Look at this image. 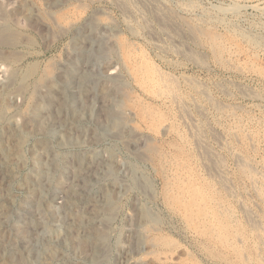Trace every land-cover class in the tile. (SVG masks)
Here are the masks:
<instances>
[{
    "label": "rangeland",
    "instance_id": "1",
    "mask_svg": "<svg viewBox=\"0 0 264 264\" xmlns=\"http://www.w3.org/2000/svg\"><path fill=\"white\" fill-rule=\"evenodd\" d=\"M166 1L169 14L175 15V17L179 14L183 17V20L180 18L177 20L182 24L177 32H174L171 28L168 29L170 34L166 30L163 31L159 23L154 20L151 23H145L144 20L138 18V22L133 20L129 26L117 9L104 1L67 0L58 6L51 7L50 12L53 11L58 18H62L64 13L63 16L78 15V10L85 11L84 13L88 15L97 8L102 10V13L107 9L105 17L109 13L108 16L115 21L118 29L121 30V35L118 33L117 37L121 43H119L120 48L118 47V51L115 50L116 53L112 52L108 61L115 62L117 72L122 75L127 84V91L125 90V92L129 94V99L126 96V102L125 100L120 102V93H115L114 89L110 88V84H107L110 93L105 96L99 89L103 82H100L99 87L96 88L94 78L85 80L82 83L83 88L74 86V92L70 93L69 99L74 103L76 102L75 104H79L82 100V103H90L91 97H95L93 100L95 99L94 104L97 106L96 111L99 104L110 100L114 101L116 108L121 109L123 112L125 122L135 126L136 133L153 138L151 140L152 152L150 151L148 154L146 145L143 144L142 147V143H137L134 138L122 139L110 135L117 128L106 131L97 119H90V115H87L89 112H86L82 121L71 122V125H68L70 126V129L68 128L69 132L64 133L62 137H58L55 142H49L47 145L50 147L45 151L35 142H27L24 146L25 152H23L24 160H26L24 167L17 170V176L14 180L11 179L9 192L7 187L0 189V197L5 193L9 194L3 201V203L5 202L3 204L4 210H2V204L0 203L1 212L7 210L6 214L8 213L7 219H4L0 225V236H6L5 242L0 245V264H95L96 260L86 250L75 248L69 245L66 239L60 240L58 238V235L71 230L69 227L72 220L71 214L66 213L64 206L61 205V197L68 186L77 191V198L81 200L80 207L88 211L95 199L102 198L104 191L114 193L115 202L117 201L115 203L116 211L109 223L110 257L96 264H264V0ZM34 3L41 9L43 8L42 11L46 8L44 0H34ZM80 6L85 8H80ZM183 7L186 9H183ZM3 13L4 11L0 9V16H3ZM239 14L242 16L240 17ZM167 21L171 22L170 20ZM171 23L169 25L175 26ZM131 26L133 27L131 28ZM193 26H198L200 32L192 29ZM24 31L29 35L27 37H31L30 42L32 40L34 43L26 44L21 49H24L25 52H31L27 61H36V64L39 63L38 67L40 68L45 63L58 59L57 57L62 54L69 37L66 34L62 35L63 30L56 27L54 29L56 36L52 33V37L45 41L33 30L25 29ZM134 43L138 45L136 46ZM174 44L182 45V48H185L184 51L179 50ZM125 49L126 52L132 53L133 58L130 61L132 60L134 65L141 66L144 74L137 75V77L133 76L135 78L130 77L123 62ZM143 52L145 53L143 54ZM91 53L93 51L90 52L87 63L81 65L82 69H99L106 65V62L99 61L94 53ZM120 56L121 58H119ZM157 77L158 79H156ZM156 80H160L161 83ZM168 80L171 84H169L170 87L176 85L174 88H177L181 95H184H182L183 98L185 97L189 101L191 99L187 114L198 123L199 127L195 132L181 123L179 117L177 121L174 116L172 118L173 113L171 110H175L174 106L168 105L162 97L153 94L155 87L169 86L166 85ZM132 84L134 87H132ZM194 85L198 88H193ZM198 89L203 91L202 97L199 98ZM192 92L194 93L192 94ZM195 96L196 98H194ZM193 98L196 101L193 102ZM133 101H145L146 108L153 106L154 108L152 107L153 109L150 111L152 117L158 114L166 116L160 122H155L152 117L145 121L139 117L131 116L129 111L133 107L131 106ZM196 102H200V111L201 107L205 111H201V113L196 108ZM210 110L211 113H209ZM136 122L138 123L136 124ZM165 125L168 127H165ZM239 127H242V129ZM156 128H158L157 132ZM199 128H201V134L205 138L203 142L206 144L204 145L205 149L201 148L202 150L197 149L196 146ZM63 132L65 131L61 129L59 134ZM4 147L5 155H7L13 151L14 142H7V144L4 142ZM206 148L209 149L207 150L209 152L208 157L204 154ZM34 153H40L41 159L42 157L49 159L47 169L50 170V174L48 177L37 176L42 166L39 165L40 160L36 159L34 162ZM238 155H241V160L247 164H245L247 172L240 167L237 161L240 158ZM210 156L218 164L221 162L219 165L223 170L224 180L227 182L228 187L218 183V180L215 179V176L217 177L215 171H212L213 174L208 173L210 166L213 165ZM204 157L209 158L211 163L207 164ZM80 158L84 160L81 166L77 162ZM151 159L155 161L153 162ZM108 164L114 166L113 170L107 169ZM237 164L240 168H237ZM92 165L94 167L97 165L98 168L94 173ZM132 168L139 171L138 173L143 177L145 176L151 183L150 192H144L140 187L134 185L133 178H131ZM76 171L80 173H76ZM108 171H111V173H108ZM27 177L31 178L32 184L36 188L35 193L32 195H28L26 186L21 184L22 178ZM0 182H2V186L7 183L5 179H2V176H0ZM211 196L212 198H210ZM7 198L12 201L8 203L9 199ZM40 198L41 205H39ZM140 206L149 208L157 216L158 221L156 223L152 222V224L136 221L135 217ZM54 208L57 211V220L52 217L50 211ZM86 215L88 220L92 219L94 221V225H100L99 213L96 210L93 214L86 213ZM249 215H252L253 222L257 226L249 221V218H247ZM89 216H92V218ZM43 225H47L48 228L56 226L58 230L60 229L57 231L58 235L51 238L52 240L44 237ZM20 226H27L28 235H21L20 231L17 234ZM85 232L84 228L79 229L81 236ZM260 233L262 234L260 235ZM138 235L143 238L140 242L136 241ZM149 235L152 237L151 239ZM158 246L159 248H157ZM164 246L165 248H163ZM45 251H51L52 253L45 255ZM40 254L41 256H39Z\"/></svg>",
    "mask_w": 264,
    "mask_h": 264
},
{
    "label": "bare ground",
    "instance_id": "2",
    "mask_svg": "<svg viewBox=\"0 0 264 264\" xmlns=\"http://www.w3.org/2000/svg\"><path fill=\"white\" fill-rule=\"evenodd\" d=\"M34 0H0V9L4 11L3 16H0V176L2 179H5L7 183L5 186H2V182L0 185V189L2 190L4 187H7V191L9 192V185L11 184V179L14 180L16 178L20 168L24 167L26 160L23 157L24 146L27 142H35L43 151L47 150L49 142H55L58 137L64 136V133H68L70 126H68L71 122L82 121L86 115V112H89L90 119H97L101 125L106 129V131H110L111 128H117L115 132L112 134L117 138L122 139H135L137 143H142L146 145L147 152H152L151 140L153 138L146 137L145 135L136 133V128L134 125L130 123H126L124 119L123 112L121 109L116 108V104L114 101L104 102L98 105V110L96 111V107L94 104L93 98L91 97V102L86 103L82 101L79 104H75L74 101L69 99L70 93H73L74 86L83 88V82L85 80H91L92 78L96 81V88L99 87V83L103 82V85L99 88L103 94L109 95L108 93V85L113 88L115 93H120V102L125 100V97L129 99V94L125 92L127 89V84L122 78V75L117 72V67L115 66V62H109L108 58L112 55V52L118 49L120 40L117 39L118 33L121 30L118 29V25L115 23L113 19L108 16L105 17L106 10L102 13V10L96 9L91 14H85V11H79L78 15H62V18L56 17L55 13L51 11V7L58 6L62 2L64 3L67 0H44L46 8L42 11L41 7L33 4ZM81 1V0H80ZM84 1V0H83ZM92 1H104L107 4H111L115 9H117L122 16L124 17L127 24L130 26L133 20L141 18L145 21V23H151L153 20L159 23V26L162 30L169 31L168 29H173L174 32H177V29L182 25L181 22L177 21L179 18L183 20V17L179 14L172 15L169 14V9L166 4V0H92ZM178 1V0H176ZM175 1V2H176ZM39 2V1H38ZM43 2V1H40ZM72 2V1H71ZM70 2V3H71ZM87 2V1H86ZM244 2V1H243ZM247 2V1H246ZM69 3V2H67ZM94 3V2H93ZM101 3V2H100ZM169 3V2H168ZM38 4V3H37ZM42 4V3H41ZM241 4V2H240ZM250 4V3H249ZM70 5V4H69ZM76 5V4H75ZM79 5V4H78ZM85 5V4H84ZM87 5V4H86ZM171 5V4H170ZM181 5V4H180ZM187 5V4H186ZM185 5V6H186ZM92 6V5H91ZM100 6V5H99ZM102 6V5H101ZM104 6V5H103ZM67 7V6H66ZM84 7V6H82ZM80 6V8H82ZM60 8V7H59ZM85 8V7H84ZM87 8V7H86ZM106 8V7H104ZM185 7H183L184 9ZM65 9V8H64ZM70 9V8H69ZM74 9V6H73ZM93 9V8H92ZM186 9V8H185ZM68 10V9H67ZM84 10V9H83ZM110 10V8H109ZM233 10V9H232ZM238 10V8H237ZM240 10V9H239ZM60 11V10H59ZM75 11V10H74ZM90 11V10H89ZM177 11V10H176ZM185 11V10H183ZM188 11V10H187ZM65 12V11H64ZM115 12V11H114ZM180 12V11H179ZM233 12V11H232ZM63 13V12H62ZM113 13V12H112ZM171 13V12H170ZM174 13V12H173ZM182 13V12H181ZM104 14V15H103ZM111 15V14H110ZM104 16V17H103ZM185 16V15H184ZM198 16V15H197ZM240 16V14H239ZM242 16V15H241ZM240 16V17H241ZM112 17V16H111ZM114 17V16H113ZM120 17V16H118ZM192 17V16H191ZM190 17V18H191ZM189 18V19H190ZM199 18V17H198ZM197 18V20H198ZM219 18V17H218ZM122 19V18H120ZM149 19V21H147ZM175 19V20H173ZM243 19V18H242ZM170 20L175 26L169 25ZM193 20V19H192ZM139 21V20H138ZM137 21V22H138ZM187 21V20H186ZM189 21V20H188ZM201 21V20H200ZM169 22V23H168ZM194 22V21H193ZM157 23V24H158ZM171 23V24H172ZM189 23V22H188ZM192 23V22H190ZM197 24V23H196ZM202 24V23H201ZM122 25V24H121ZM155 25V24H154ZM195 25V24H194ZM145 26V25H144ZM143 26V27H144ZM150 26V25H149ZM203 26V25H202ZM201 26V27H202ZM217 26V25H216ZM61 28L63 30L62 35H69L67 38L66 46L64 47L62 54L57 57V60H51L47 64L41 68L38 67L36 61H27V58L30 56L31 52H25L24 49H21L26 44L29 45L30 38L24 30L29 29L37 32L41 38L45 41L48 38L50 39L51 34L54 33V29ZM126 27V26H125ZM133 26H131L132 28ZM155 27V26H153ZM152 27V28H153ZM184 27V25H183ZM233 27V26H232ZM122 28V27H121ZM123 29V28H122ZM126 29V28H125ZM129 29V28H128ZM143 29V28H142ZM151 29V28H150ZM182 29V28H180ZM194 30L199 31L198 26H193ZM132 30V29H131ZM135 30V29H134ZM185 30V29H184ZM231 30V29H230ZM238 30V29H236ZM235 30V31H236ZM28 31V30H27ZM61 31V30H60ZM181 31V30H180ZM57 32V31H56ZM59 32V31H58ZM123 32V31H122ZM133 32V31H132ZM155 32V31H154ZM166 32V33H167ZM200 32V31H199ZM204 32V31H203ZM212 32V31H211ZM158 33V32H157ZM165 33V34H166ZM184 33V32H183ZM202 33V32H201ZM232 33V31H231ZM36 34V33H35ZM55 34V33H54ZM129 34V33H128ZM140 34V33H139ZM161 34V33H160ZM170 34V32H168ZM174 34V33H173ZM178 34V33H177ZM182 34V33H181ZM206 34V33H205ZM34 35V34H33ZM53 35V34H52ZM121 35V33H120ZM159 35V34H158ZM164 35V34H163ZM215 35V34H214ZM244 35V34H243ZM56 36V34H55ZM54 36V37H55ZM157 36V35H156ZM176 36V35H175ZM181 36V35H180ZM239 36V35H238ZM143 37V36H142ZM148 37V36H147ZM168 37V36H167ZM172 37V36H171ZM174 37V36H173ZM178 37V36H177ZM199 37V36H198ZM121 38V37H120ZM125 38V37H124ZM161 38V37H160ZM163 38V37H162ZM169 38V37H168ZM183 38V37H182ZM188 38V37H187ZM196 38V37H195ZM204 38V37H202ZM207 38V37H206ZM211 38V37H210ZM226 38V37H225ZM33 39V38H32ZM65 39V38H64ZM127 39V38H126ZM133 39V38H132ZM175 39V38H173ZM197 39V38H196ZM247 39V38H246ZM55 40V39H54ZM128 40V39H127ZM136 40V39H135ZM158 40V39H157ZM162 40V39H160ZM177 40V39H176ZM187 40V39H186ZM193 40V39H192ZM201 40V39H200ZM124 41V40H123ZM139 41V38H138ZM144 41V40H143ZM142 41V42H143ZM159 41V40H158ZM168 42V40H166ZM181 41V39H180ZM184 41V40H183ZM189 41V40H188ZM47 42V41H46ZM131 42V41H130ZM153 42V41H152ZM173 42V40H172ZM171 42V43H172ZM198 42V41H197ZM207 42V41H206ZM222 42V41H221ZM34 43V41L32 42ZM49 43V42H48ZM58 43V42H57ZM145 43V42H144ZM159 43V42H158ZM166 43V42H165ZM177 43V42H176ZM202 43V42H201ZM204 43V42H203ZM211 43V42H210ZM208 43V44H210ZM218 43V42H217ZM121 44V43H120ZM128 44V42H127ZM133 44V43H132ZM135 44V43H134ZM140 44V43H139ZM152 44V43H151ZM169 45V43H167ZM198 44V43H197ZM207 44V45H208ZM251 44V43H250ZM57 45V44H56ZM136 45V44H135ZM138 45V44H137ZM136 45V46H137ZM179 50H183L182 45H176ZM254 45V44H253ZM261 45V44H260ZM162 46V45H161ZM174 46V47H175ZM204 46V45H203ZM46 47V46H45ZM48 47V45H47ZM46 47V48H47ZM135 47V46H134ZM168 47V46H167ZM238 47V46H237ZM259 47V46H258ZM125 48V47H124ZM26 49V48H25ZM29 49V48H28ZM139 49V48H138ZM142 50L144 48H141ZM153 49V47H152ZM173 49V48H172ZM216 49V48H215ZM257 49V48H256ZM158 50V49H157ZM188 50V49H187ZM238 50V49H237ZM93 51L96 58L101 62H106V65L99 69H82V64L87 63L90 52ZM118 51V50H117ZM167 51V50H166ZM221 51V49H220ZM228 51V50H227ZM120 52V51H119ZM126 52V49H125ZM91 53V54H93ZM116 53V52H115ZM145 52H143L144 54ZM163 53V52H162ZM184 53V52H183ZM187 53V52H186ZM117 54H119L117 52ZM124 54V66L126 71L132 76H136L144 74L142 72V67L138 65H134L133 61L130 59L132 57V53L126 52ZM156 54V53H155ZM161 54V53H160ZM194 54V53H193ZM120 55V54H119ZM195 55V54H194ZM122 56V55H121ZM121 56L119 58H121ZM164 56V55H163ZM56 57V56H55ZM92 57V56H91ZM117 57V56H116ZM202 58V57H201ZM37 59V58H36ZM52 59V57H51ZM117 59V58H116ZM136 59V58H135ZM39 60V59H38ZM110 60V59H109ZM81 61V62H78ZM114 61V60H112ZM120 61V59H119ZM136 61V60H135ZM140 61V60H139ZM154 61V60H152ZM45 62V61H44ZM130 62V63H129ZM165 62V61H164ZM24 63H27L26 65ZM97 63V62H96ZM120 63V62H119ZM154 64V63H153ZM157 64V63H155ZM159 64V63H158ZM23 65H25L23 67ZM101 65V64H100ZM160 65V64H159ZM158 66V65H156ZM167 66V65H166ZM155 67V66H154ZM122 69V68H121ZM156 69V68H155ZM154 70V69H153ZM159 70V69H158ZM145 71V70H144ZM163 72V71H162ZM155 73V72H154ZM159 74V73H158ZM162 74V73H161ZM127 75V74H126ZM157 75V73H156ZM167 75V73H166ZM160 76V75H159ZM143 77V76H142ZM155 77V75H154ZM135 78V77H133ZM171 78V77H170ZM158 79V77L156 78ZM161 79V78H160ZM165 79V78H164ZM163 79V81H164ZM155 80V79H152ZM175 80V79H174ZM158 83L160 80H156ZM177 81V80H176ZM186 81V80H185ZM132 82V81H131ZM155 82V81H154ZM174 82V81H173ZM128 83V81H127ZM130 83V82H129ZM161 83V82H160ZM172 83V82H171ZM191 83V82H190ZM131 84V83H130ZM170 81L168 80L166 85H169ZM183 84V83H182ZM157 85V83H156ZM161 85V84H160ZM171 85V84H170ZM166 86L162 88H157L154 90V95L157 97H162L168 105L174 106L175 110L172 111V118L177 121L181 120V123L188 126L194 132L198 129V123H196L192 117L187 114V110L191 103L185 97L181 95L180 91L175 89L174 86ZM190 85V84H189ZM158 86V85H157ZM186 86V85H184ZM202 86V85H201ZM132 87L133 84H132ZM170 87V88H169ZM141 88V87H140ZM179 88V87H178ZM189 88V87H187ZM186 88V89H187ZM191 88V87H190ZM193 88L197 89L195 85ZM134 89V88H133ZM142 90V89H141ZM140 90V91H141ZM113 91V90H112ZM127 91V90H126ZM134 91V90H133ZM185 91V90H184ZM149 92V91H148ZM188 92V91H187ZM191 92V91H190ZM190 92L188 93L190 95ZM81 93V92H80ZM130 93V92H128ZM132 93V92H131ZM143 93V92H142ZM194 92H192L193 94ZM203 91L200 89L197 90L198 98L202 97ZM259 93V92H258ZM113 94V93H112ZM135 94V93H134ZM146 94V93H145ZM136 95V94H135ZM134 95V96H135ZM93 96V94H92ZM205 96V95H204ZM192 97V95H191ZM190 97V98H191ZM107 98V97H106ZM118 98V99H119ZM196 98V96L194 97ZM193 98L196 101V99ZM87 99V98H86ZM116 99V98H115ZM114 99V100H115ZM155 99V98H154ZM189 99V97H188ZM104 100V99H103ZM152 100V99H151ZM80 101V100H79ZM130 101V100H129ZM142 101V100H141ZM156 101V100H155ZM160 101V100H159ZM207 101V99H206ZM73 102V103H72ZM119 102V104H120ZM126 102V100H125ZM124 102V103H125ZM145 102V101H144ZM136 101L131 103L132 109L129 111L131 116L139 117L142 120L148 121L149 118L152 117L150 111L154 108L152 105L151 108H146L145 103ZM210 102V101H209ZM97 103V102H96ZM117 103V101H116ZM205 103V102H204ZM207 103V102H206ZM211 103V102H210ZM148 104V103H147ZM165 104V103H164ZM162 105V104H161ZM167 105V106H168ZM206 105V104H205ZM78 106V107H77ZM130 106V107H131ZM195 106V105H194ZM193 106V107H194ZM215 106V105H214ZM163 107V106H162ZM169 107V106H168ZM208 107V106H207ZM196 108L200 111V102H196ZM212 108V107H211ZM221 108V107H220ZM223 108V107H222ZM125 109V108H124ZM229 109V108H228ZM127 110V109H126ZM196 110V109H195ZM194 110V111H195ZM207 110V109H206ZM209 110V109H208ZM212 110V109H211ZM211 110L209 113H211ZM226 110V109H225ZM201 111H205L204 108L201 107ZM200 111V112H201ZM232 111V110H231ZM128 112V111H127ZM157 112V111H156ZM193 112V111H192ZM217 112V111H216ZM223 112V111H222ZM229 112V111H228ZM234 112V111H232ZM195 113V112H194ZM202 113V112H201ZM207 113V111H206ZM218 113V112H217ZM220 113V112H219ZM163 114V113H162ZM192 114V113H191ZM236 114V113H235ZM154 115V114H153ZM168 115V113H167ZM208 115V114H207ZM206 115V116H207ZM223 115V114H222ZM221 115V116H222ZM249 115V114H248ZM166 116V115H165ZM164 115L158 114L152 117L153 120L161 121L165 117ZM169 116V115H168ZM167 116V117H168ZM200 116V115H199ZM227 116V115H226ZM166 117V118H167ZM171 117V116H170ZM197 117V116H196ZM238 117V116H237ZM132 118V117H131ZM181 118V119H180ZM199 118V117H198ZM206 118V117H205ZM204 118V119H205ZM236 118V117H235ZM196 119V118H195ZM136 120V119H135ZM172 120V119H171ZM131 121V120H130ZM152 121V120H151ZM170 121V120H169ZM242 121V120H241ZM157 122V123H159ZM205 122V121H204ZM229 122V121H228ZM138 122H136L137 124ZM168 123V122H167ZM171 123V122H169ZM178 123V122H177ZM202 123V122H201ZM180 124V122H179ZM71 125V124H70ZM142 125V124H140ZM149 125H151L149 123ZM154 125V124H153ZM160 125V124H159ZM225 125V124H224ZM242 125V124H241ZM155 126V125H154ZM153 126V127H154ZM163 126V125H162ZM174 126V125H172ZM180 126V125H179ZM182 126V125H181ZM145 127V126H144ZM159 127V126H158ZM164 127V126H163ZM165 127H168L165 125ZM201 127V126H200ZM243 127V126H242ZM242 127L240 129H242ZM143 128V127H142ZM184 128V127H183ZM246 128V127H245ZM249 128V127H248ZM59 129L65 132L59 134ZM150 129V126H149ZM155 129V127H154ZM156 128V132H157ZM165 129V128H164ZM201 128H199V136L196 140L197 149L202 150L204 148L205 138L201 134ZM141 130V129H139ZM147 130V128H146ZM167 130V128H166ZM181 130V129H180ZM187 130V129H186ZM142 131V130H141ZM144 131V130H143ZM183 131V130H182ZM190 131V130H189ZM192 131V133H193ZM250 131V130H249ZM138 132V131H137ZM163 132V131H162ZM172 132V130H171ZM198 132V131H197ZM203 132V131H202ZM247 132V130H246ZM142 133V132H141ZM144 133V132H143ZM165 133V132H164ZM179 133V132H178ZM183 133V132H182ZM243 133V132H242ZM255 133V132H254ZM163 134V133H162ZM170 134V133H169ZM180 134V133H179ZM178 134V135H179ZM187 134V133H186ZM185 134V135H186ZM239 134V133H238ZM256 134V133H255ZM151 135V134H150ZM166 135V134H165ZM190 135V134H189ZM213 135V134H212ZM183 136V135H182ZM187 136V135H186ZM255 136V135H254ZM181 137V136H180ZM253 137V135H252ZM183 138H185L183 136ZM243 138V137H242ZM255 138V137H254ZM189 139V138H188ZM191 139V138H190ZM193 139V140H194ZM248 139V138H247ZM253 139V138H252ZM258 139V138H257ZM256 139V140H257ZM121 141V139H119ZM251 140V139H250ZM263 141V140H262ZM4 142H14L13 151L7 155H5V147ZM135 142V143H136ZM252 142V141H250ZM194 143V142H193ZM222 143V142H221ZM224 143V142H223ZM246 143V142H244ZM126 144V143H125ZM157 144V142H156ZM155 144V145H156ZM192 144V143H191ZM218 144V143H217ZM133 145V144H131ZM130 145V147H131ZM159 145V144H158ZM187 145V144H186ZM8 146V145H7ZM149 146V147H148ZM133 147V146H132ZM141 147V146H140ZM145 147V146H144ZM192 147V146H191ZM135 148V147H134ZM261 148V147H260ZM155 149V148H154ZM153 149V150H154ZM159 149V148H158ZM8 150V149H7ZM182 150V149H181ZM209 149L206 148L204 154L208 157ZM139 151V150H138ZM164 151V149H163ZM177 151V150H176ZM198 151V150H197ZM250 151V150H249ZM142 152V150H141ZM145 152V151H144ZM159 152V151H158ZM162 152V151H161ZM160 152V153H161ZM172 152V151H171ZM200 152V151H199ZM198 152V153H199ZM7 153V152H6ZM135 153V152H134ZM139 153V152H137ZM165 153V152H164ZM197 153V152H195ZM153 154V153H152ZM151 154V155H152ZM170 154V153H169ZM240 154V153H239ZM34 162L36 159L40 160L39 165L41 164L42 169H40L37 176H45L48 177L50 174V170L47 169L49 159H45L39 154L34 153ZM137 155V154H136ZM139 155V154H138ZM143 155V154H140ZM155 155V154H154ZM153 155V156H154ZM163 155V153H162ZM167 155V154H166ZM177 155V154H176ZM196 155V154H195ZM211 155V153H210ZM215 155V154H214ZM248 155V154H247ZM171 156V155H170ZM239 157L241 155H238ZM250 156V155H249ZM180 157V156H179ZM193 157V156H192ZM202 157V156H200ZM235 157V156H234ZM144 158V157H143ZM148 158V157H147ZM150 158V157H149ZM154 158V157H153ZM160 158V157H159ZM171 158V157H170ZM185 158V157H183ZM205 158V159H204ZM203 159L207 164H210L211 161L209 158L204 157ZM213 165L210 166L208 173L213 174L212 171L217 173V177L215 179L218 180V183L222 184L224 187L227 186V182L224 180V174L221 166L210 156ZM219 158V157H218ZM238 158V157H237ZM252 158V157H251ZM250 158V159H251ZM247 159V158H246ZM44 160V162H43ZM103 160V159H102ZM106 160V159H105ZM148 160V159H146ZM153 161V159H151ZM172 160V159H171ZM200 160V159H199ZM249 160V159H248ZM83 158L78 159V164L81 166L83 163ZM89 161V160H87ZM92 161V160H91ZM155 161V160H154ZM153 161V162H154ZM178 161V160H177ZM201 161V160H200ZM241 168L245 171V166L247 165L245 162L241 160V157L237 159ZM38 162V161H37ZM93 162V161H92ZM108 162V161H107ZM164 162V160H163ZM166 162V161H165ZM219 162V161H218ZM253 162V161H251ZM91 163V162H90ZM159 163V162H158ZM170 163V162H169ZM223 163V162H222ZM235 163H237L235 161ZM103 164V163H102ZM131 164V163H130ZM152 164V163H151ZM167 164V163H166ZM204 164V163H203ZM246 164V165H245ZM113 165V163H112ZM111 164H108L107 169L113 170ZM162 165V164H161ZM165 165V163H164ZM164 165H162L164 167ZM181 165V164H180ZM195 165V164H194ZM236 165V164H235ZM238 165V164H237ZM237 166V168L239 167ZM250 165V164H249ZM248 165V166H249ZM263 165V164H262ZM66 166V165H65ZM91 166V165H90ZM94 167V165H92ZM166 166V165H165ZM261 166V164H260ZM117 167V166H116ZM132 167V166H131ZM239 167V168H240ZM252 167V166H251ZM118 168V167H117ZM116 168V170H117ZM129 168V167H128ZM170 168V167H169ZM194 168V167H193ZM97 165L93 168V173L97 171ZM105 169V168H104ZM138 169V168H137ZM206 169V168H205ZM89 170V169H88ZM131 170V169H129ZM162 170V169H160ZM195 170V169H194ZM207 170V169H206ZM163 171V170H162ZM180 171V170H178ZM177 171V172H178ZM79 171H76V173ZM106 172V171H105ZM114 172V171H113ZM135 168H132L131 175L133 178L134 185L140 187L144 192L149 191L151 188V183L145 178V176H141ZM172 172V171H171ZM247 172V171H246ZM264 172V171H263ZM80 173V172H79ZM111 173V171H108ZM142 174V173H141ZM163 174V172H162ZM167 174V173H166ZM174 174V173H173ZM177 174V173H176ZM181 174V173H180ZM194 174V173H193ZM260 174V173H259ZM263 174V173H262ZM183 175V172H182ZM257 175V174H256ZM114 176V175H113ZM167 176V175H166ZM201 176V175H200ZM198 177V176H197ZM196 177V178H197ZM207 177V176H206ZM262 177V176H260ZM181 178V177H180ZM201 178V177H200ZM199 178V180H200ZM212 178V177H211ZM47 179V178H46ZM163 179V178H162ZM165 179V177H164ZM261 179V178H260ZM12 180V181H13ZM207 180V179H206ZM211 180V179H210ZM170 181V180H169ZM194 181V179H193ZM172 182V181H171ZM259 182V181H258ZM117 183V182H116ZM132 183V182H131ZM167 183V182H166ZM169 183V182H168ZM252 183V182H251ZM250 183V184H251ZM21 184H24L26 187V192L28 195H32L35 193L36 188L32 184L31 178H22ZM118 184V183H117ZM153 184V183H152ZM211 184V183H210ZM123 185V184H122ZM164 185V184H163ZM201 185V184H200ZM236 185V184H235ZM256 185V184H255ZM258 185V184H257ZM256 185V186H257ZM174 186V185H173ZM210 186V185H209ZM213 186V185H212ZM168 187V186H167ZM255 187V186H254ZM260 187V185H259ZM24 188V189H25ZM116 188V187H115ZM212 188V187H211ZM223 188V187H222ZM215 189V188H214ZM221 189V188H220ZM224 189V188H223ZM77 190V189H76ZM106 190V188H105ZM113 190V189H112ZM119 190V189H118ZM140 190V189H139ZM165 190V189H164ZM172 190V189H171ZM174 190V189H173ZM213 190V189H212ZM218 190V189H217ZM111 191V190H110ZM152 191V190H151ZM222 191V190H221ZM2 192V191H1ZM77 191L74 188L66 187V192L63 194L61 205L64 206V210L66 213H70L72 220L69 223V230L67 233L58 235V228L51 227L48 228L47 225H43L45 230L44 237H48L49 239L58 235V238L61 240H65L69 243V245L75 248H82L91 254L92 258L97 262L106 260L110 257V244L109 243V223L114 216L116 211V202L114 193L104 191L102 198L99 200L95 199V202L91 204V209L88 211L86 209H82L80 207V198H77ZM120 192V191H119ZM150 192V191H149ZM163 192V191H162ZM211 192V191H210ZM223 192V191H222ZM121 193V192H120ZM207 193V192H206ZM209 193V192H208ZM215 193V192H214ZM153 194V192H152ZM9 195V194H8ZM6 193L1 195L0 203L2 204V210H4L3 201L8 196ZM120 195V194H119ZM148 195V194H147ZM150 195V194H149ZM165 195V194H164ZM169 195V194H168ZM216 195V194H215ZM224 195V194H223ZM204 196V195H203ZM214 196V194H213ZM208 197V196H207ZM13 198V197H12ZM212 198V196L210 197ZM218 199V197H216ZM9 199V198H7ZM14 199V198H13ZM174 199V198H173ZM222 199V198H220ZM219 199V200H220ZM165 200V199H164ZM209 200V199H208ZM216 200V199H214ZM217 200V201H219ZM12 201L8 200V203ZM174 201V200H171ZM207 201V200H206ZM14 202V201H13ZM93 202V201H92ZM214 202V201H213ZM39 205H41V198L39 201ZM43 203V202H42ZM210 203V202H209ZM219 204V203H218ZM217 204V205H218ZM166 205V204H165ZM168 205V203H167ZM11 206V205H10ZM38 206V205H37ZM89 206V205H88ZM146 206V205H145ZM140 206L137 210L136 221H140L141 223L152 222L156 223L158 221L157 216L147 207ZM172 206V205H171ZM210 206H212L210 204ZM223 206V205H222ZM170 207V206H168ZM175 207V206H174ZM218 207V206H217ZM216 207V208H217ZM41 208V207H39ZM38 208V209H39ZM215 208V207H214ZM225 208V207H224ZM6 209V208H5ZM9 209V208H8ZM11 209V208H10ZM50 209V208H49ZM88 209V208H87ZM218 209V208H217ZM99 213V223L100 225H94L92 219H87L86 213L89 215L93 214L94 211ZM174 210V209H173ZM7 211V210H6ZM6 211L1 212L0 209V225L7 219L8 213ZM52 213V217L57 220V211L56 209L50 210ZM135 211V210H134ZM182 211V210H181ZM225 211V210H224ZM69 214V215H70ZM224 214V213H223ZM235 214V213H234ZM249 214V213H248ZM12 215V214H11ZM230 215V214H228ZM98 216V215H97ZM219 216V215H217ZM225 216V215H224ZM92 218V216H89ZM160 217V216H159ZM221 217V216H220ZM98 218V217H97ZM181 218V217H180ZM207 218V217H206ZM214 218V217H213ZM217 218V217H216ZM225 219V217H223ZM249 221L253 222L252 215H249ZM246 218V219H247ZM39 219V218H38ZM37 219V220H38ZM220 219V218H219ZM54 220V221H55ZM133 220V218H132ZM160 220V219H159ZM229 220V219H228ZM130 221V220H129ZM227 221V220H226ZM185 222V221H184ZM10 223V221H9ZM49 223V222H48ZM194 223V222H193ZM218 223V222H217ZM98 224V223H97ZM248 224V223H247ZM51 225V224H50ZM128 225V224H127ZM131 225V224H129ZM133 225V223H132ZM146 225V224H144ZM149 225V224H148ZM147 225V226H148ZM156 225V224H155ZM253 225L257 226L254 222ZM3 226V225H2ZM1 226V227H2ZM42 226V225H41ZM220 226V225H219ZM157 227V226H156ZM190 227V226H189ZM18 228V227H17ZM84 228L85 233L83 236L79 234V229ZM125 229V228H124ZM123 229V230H124ZM239 229V228H238ZM253 229V228H252ZM13 230V229H12ZM43 230V229H42ZM153 230V229H152ZM192 230V229H191ZM209 230V229H208ZM21 232V235H28V228L20 226L17 230ZM151 231V230H150ZM154 231V230H153ZM194 231V230H193ZM228 231V230H227ZM37 232V231H36ZM128 232V230H127ZM144 232V231H143ZM209 232V231H208ZM149 233V231H148ZM151 233H153L151 231ZM155 233V232H154ZM195 233V232H194ZM138 234V233H137ZM262 233H260L261 235ZM2 235V234H1ZM20 235V233H19ZM43 235V234H42ZM231 235V234H229ZM41 236V234H40ZM39 236V237H40ZM124 236V235H123ZM143 236V235H142ZM150 236V235H149ZM233 236V235H232ZM258 236V235H257ZM64 237V238H63ZM66 237V238H65ZM83 237V239H82ZM132 237V236H131ZM136 237V236H135ZM163 237V236H162ZM238 237V236H237ZM259 237V236H258ZM42 238V237H41ZM40 238V239H41ZM68 238V239H67ZM130 238V237H129ZM152 237L150 236V239ZM8 239V238H7ZM43 239V238H42ZM45 239V238H44ZM143 238L138 235L137 240L140 242ZM235 239V238H234ZM6 240V236H0V245L4 243ZM46 240H48L46 238ZM52 240V239H51ZM122 240V239H121ZM134 240V239H133ZM209 240V239H208ZM40 241V240H39ZM126 241V240H125ZM232 241V240H231ZM230 241V242H231ZM235 241V240H234ZM263 241V240H262ZM48 242V241H47ZM54 242V241H53ZM60 242V241H59ZM119 242V241H118ZM131 242V241H130ZM264 242V241H263ZM38 244V243H37ZM41 244V243H39ZM55 244V243H54ZM153 244V243H152ZM155 244V243H154ZM119 245V243H118ZM139 245V244H138ZM159 245V243H158ZM42 246V245H41ZM47 246V245H46ZM149 246V245H148ZM56 247V246H55ZM112 247V246H111ZM126 247V246H125ZM135 247V246H133ZM218 247V246H217ZM54 248V245H53ZM159 248V246L157 247ZM165 248V246L163 247ZM169 248V247H168ZM234 248V247H233ZM43 249V248H41ZM133 249V248H132ZM151 249V248H150ZM167 249V248H166ZM54 250V249H53ZM121 250V249H120ZM161 250V249H160ZM159 250V251H160ZM170 250V249H169ZM151 251V250H150ZM155 251V250H152ZM158 251V252H159ZM207 251V250H206ZM235 251V250H234ZM40 252V251H39ZM57 252V251H56ZM148 252V251H146ZM259 252V251H258ZM42 254V252H40ZM46 253V254H45ZM45 255H49L52 253L51 251H45ZM224 253V252H223ZM236 253V252H235ZM39 254V253H38ZM41 254L39 256H41ZM58 254V253H57ZM89 254V255H90ZM149 254V253H147ZM242 254V253H241ZM169 255V254H168ZM90 256V257H91ZM148 256V255H147ZM4 257V256H3ZM53 257V256H52ZM56 257V256H55ZM54 257V258H55ZM89 257V258H90ZM143 257V256H142ZM161 257V256H160ZM168 257V256H167ZM45 258V257H44ZM88 258V259H89ZM139 258V257H138ZM141 258V257H140ZM164 258V257H163ZM221 258V257H220ZM244 258V257H243ZM5 259V258H4ZM8 259V258H7ZM6 259V260H7ZM49 259V258H48ZM155 259V257H154ZM242 259V256H241ZM9 260V259H8ZM41 260V259H40ZM223 260H225L223 258ZM159 261V260H158ZM161 261V260H160ZM229 261V260H228ZM5 262V261H4ZM7 262V261H6ZM91 262V261H90ZM94 262V261H93ZM242 262V261H241ZM53 263V261H52ZM132 263V262H131ZM229 263V262H227ZM41 264V263H40ZM86 264V263H85ZM90 264V263H89ZM130 264V263H127ZM260 264V263H259Z\"/></svg>",
    "mask_w": 264,
    "mask_h": 264
}]
</instances>
